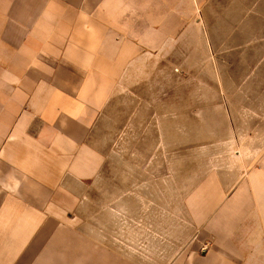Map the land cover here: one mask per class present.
<instances>
[{
    "label": "crops",
    "instance_id": "obj_1",
    "mask_svg": "<svg viewBox=\"0 0 264 264\" xmlns=\"http://www.w3.org/2000/svg\"><path fill=\"white\" fill-rule=\"evenodd\" d=\"M254 3L0 0V264H80V208L112 199L117 155L137 177L122 162L121 222L134 205L136 237L159 243L141 264H264V118L261 131L229 114L255 108L224 82L225 63L246 64L245 79L264 63ZM165 158L209 165L144 181ZM87 256L111 252L89 243Z\"/></svg>",
    "mask_w": 264,
    "mask_h": 264
},
{
    "label": "rangeland",
    "instance_id": "obj_2",
    "mask_svg": "<svg viewBox=\"0 0 264 264\" xmlns=\"http://www.w3.org/2000/svg\"><path fill=\"white\" fill-rule=\"evenodd\" d=\"M246 2V0H244ZM252 1V0H250ZM254 6L260 9L264 6V0H255ZM231 60V56L228 57ZM225 76V88L227 89V97L232 102V90L239 89L244 92L245 96L240 95V104L246 107L249 104L253 106L254 110H240L229 112L236 119L243 120L249 117L256 119L257 124L262 125L260 121L264 118V63H256L255 77L251 79L241 78L242 74L247 72L248 67L244 63L236 64L235 62L225 63L224 66ZM228 75H234L229 77ZM239 75L241 77H239ZM227 77V78H226ZM237 98V97H236ZM239 102V101H234ZM250 114V116H249ZM115 120H118L116 118ZM260 122V123H259ZM244 133L248 132V129L241 130ZM113 143L111 144L113 154H119V142L118 132H114ZM135 160H120L118 155L107 160L106 165V178L107 182H111L113 190L111 192L112 199L101 201V204L94 206H82L80 208V223L79 228L83 234L81 238V252H80V264H87L88 256V244L94 243L97 251L103 250V247L110 249L111 257L109 264H141V259L147 258L152 260L155 258V253L158 248L157 237L154 236V230L148 232L145 230L143 234L136 237V231L139 224L136 223L135 207L129 206L126 217L128 223L121 222L120 205L118 198V188L121 182L126 180L125 167L122 162L128 163L129 171L127 182L135 183L137 177L135 175ZM241 166L246 162L254 163L256 160L243 159L241 160ZM249 163V164H250ZM205 160L198 159H182V158H171V159H160L158 166V173L153 176H146L144 181H157L159 183H166L169 181L176 183H183L189 179V175L196 174L201 176L203 171L207 168ZM140 181V180H138ZM109 205V206H108ZM91 231L96 232V238H88V234L91 235ZM154 255V256H153ZM102 259V256H101ZM131 259V261H129ZM97 255V263H98ZM100 261V260H99ZM102 261V260H101Z\"/></svg>",
    "mask_w": 264,
    "mask_h": 264
}]
</instances>
